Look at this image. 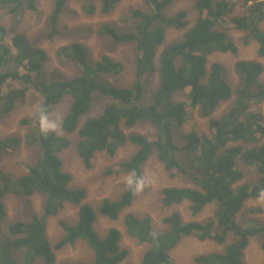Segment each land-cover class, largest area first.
<instances>
[{
	"label": "trees",
	"instance_id": "trees-1",
	"mask_svg": "<svg viewBox=\"0 0 264 264\" xmlns=\"http://www.w3.org/2000/svg\"><path fill=\"white\" fill-rule=\"evenodd\" d=\"M39 1L0 0V10L15 15L26 10L36 12ZM103 1V13H109L119 2ZM143 1L151 11H132L138 20L135 33L120 34L109 26L104 30L118 44H136L138 80L133 88L108 85L105 78L120 75L122 64L104 55L92 66L87 60V48L79 42L70 47L63 46L58 51L61 61L67 62L65 59H68L67 63L76 65L78 75L66 81L49 82L44 71L47 52L35 46L24 34H16L12 46L6 45L5 30L0 26V85L8 82L21 84L20 88L7 94L0 93V116L15 109L18 102L24 104L30 86L43 98L33 118L36 126L27 135V145L37 146L39 150L35 164L19 177L0 172V264H36L38 261L55 264L54 247L46 236L45 225L67 204L79 207L78 222L75 225L61 224L66 235L55 244L56 251L66 245L87 243L93 252L91 264H121L129 255L127 249L119 246L121 233L118 229H111L104 239L95 231L97 214L91 205L83 203L86 190L72 188V176L63 170V153L70 141L45 127L66 95H70L73 102L60 123V129L64 135L65 132L78 133L77 149L86 168H91L92 158L97 153L113 154L128 142L138 147L135 154L118 166L122 173L133 176L132 184L120 199L104 200L99 208L103 216L116 220L131 205L143 180V167L154 151L166 171L172 174L174 171L183 172L197 185L195 188H164L165 206L189 202L192 215L197 216L206 206L218 204L215 220L219 231L213 219L204 223H185L178 212L163 220L167 224L164 232L153 230L149 219L127 215L124 224L128 235L150 246L141 264H170V252L183 239L190 237L225 246L223 252L199 255L195 259L197 264H245L243 256L250 238L258 235L264 238V226L250 222L241 224L237 219L246 201L264 200V145L259 144L264 135L263 117L251 109L253 101L264 102V84L260 82L264 67L258 60L236 62L235 72L240 85L233 89L224 79L225 68L221 63L214 62L209 66V58L214 53L238 52L235 40L221 28L227 21L234 30L245 34L246 44L257 42L258 56L264 58V30L260 27L264 22V0H246V13L234 17H230L234 4L229 0H197L194 9L198 18L189 29L186 12L172 17L164 15V11L177 0ZM68 2L56 0L50 18V39L59 34L57 25ZM169 28L187 31L180 41L161 52L157 67L155 59ZM155 72H158L159 89L153 103L142 105L144 78ZM95 93L113 97L120 106L109 104L101 116L81 127V119L89 112ZM185 93L190 99V107L199 108L204 118H210V135L191 131L183 136L181 143L177 140L176 130L185 124L188 113L186 104L175 102L174 97ZM222 102H231V107L226 114L215 119L214 112ZM140 122H149L156 127L154 140L139 134L127 137L122 132V126L131 128ZM31 123L30 120L22 122L24 125ZM6 140L0 142V152L21 145L18 138ZM238 162L254 169L258 175L255 184L236 186L244 179V172L237 168ZM11 194L29 197L43 194L44 212L40 217L34 215L30 222L12 224L6 232V198ZM231 237L234 240L229 242ZM14 251L22 253L23 263L19 262Z\"/></svg>",
	"mask_w": 264,
	"mask_h": 264
},
{
	"label": "rangeland",
	"instance_id": "rangeland-1",
	"mask_svg": "<svg viewBox=\"0 0 264 264\" xmlns=\"http://www.w3.org/2000/svg\"><path fill=\"white\" fill-rule=\"evenodd\" d=\"M197 0H177L165 11L166 17H172L180 12H186V20L191 28L197 18L198 13L194 9ZM234 5L233 13L230 17L246 13V0H229ZM56 0H40L36 12L24 11L18 15L11 14L7 10H0V26L5 30L4 43L12 46V39L16 34L28 36L33 44L44 49L48 54V60L44 65V71L47 80L66 81L78 75L76 65L69 62H63L58 57V51L61 47H70L71 44L79 42L87 48L88 62L94 66L102 56L106 55L114 61L122 64L123 70L120 75L105 78L108 85L118 88H133L138 80V59L139 54L136 44L126 43L118 44L114 39L106 35L104 30L109 26L120 34L135 33L138 20L132 15L134 10L151 11L143 0H119L109 13H103V0H69L64 12L60 16L57 29L59 34L50 39L48 34L51 31L50 18L55 8ZM94 8L90 11L89 8ZM228 20V19H227ZM87 23V24H86ZM81 27V28H80ZM264 30V22L260 25ZM221 28L228 32L237 44L238 52L231 53H214L209 58V66L214 62L221 63L225 68L224 79L233 88L240 85L239 78L235 72V64L239 61L258 60L263 64L264 58H259V45L255 41L246 44L245 34L232 28L227 21L222 23ZM187 29L169 28L164 45L159 49L155 59L158 67L161 52L169 45L180 41ZM118 79V80H117ZM260 82L264 84V73L260 77ZM20 83L8 82L0 85V93L7 94L14 88H20ZM144 96L141 101L142 105L148 106L154 101V96L159 89L158 72L144 78ZM175 102H184L189 114L185 124L176 130L177 140L183 142V136L191 131L200 135H210L209 120L204 118L199 108L190 107V99L187 94H179L174 97ZM43 102L42 96L37 93L31 86L27 88L26 102L17 103L15 109L8 114L0 116V142L9 141L18 138L21 145L11 147L0 152V172L9 173L19 177L27 173L29 167L33 166L38 157V147L27 145V135L30 134L36 126L34 115L39 105ZM73 98L66 95L56 108V113L49 117L45 127L57 132L60 137H66L70 141L69 147L63 153V169L71 174V187L82 188L87 192V197L83 200L84 204L93 207L97 214L94 223V229L101 239H104L108 232L116 228L121 233L119 246L127 249L129 255L121 264H141L144 253L149 249L147 243H140L137 239L131 238L126 230L124 221L127 215H134L143 220L149 219L153 230L164 232L167 225L163 220L173 213H180L185 223L192 221L204 223L210 219L216 222L215 213L218 204L213 203L204 208L197 216H193L190 210L189 202H184L178 206L167 207L163 203L162 190L167 187H187L195 188L193 182L183 172L174 171V174L166 171L165 165L161 163L158 154L154 151L151 158L143 167V180L139 185L131 205L120 213L116 220L103 216L99 208L105 199L115 201L120 199L133 182V176L122 173L118 166L120 162L128 160L138 147L127 143L117 148L113 154L101 152L94 155L91 161V168H86L83 158L81 157L77 144L80 141L78 133L65 135L60 129V123L67 115ZM109 104L120 106L119 101L113 97L103 96L100 93L94 94L93 103L89 112L82 117L80 126L82 127L87 121L101 116L105 107ZM224 105V106H223ZM231 107V102H222L214 112L213 118L219 119L226 114ZM251 109L261 114L264 124V102L253 101ZM217 117V118H216ZM24 120L32 121L29 125H24ZM122 132L127 136L139 134L155 139L156 127L149 122H140L131 128L122 126ZM259 144L264 145V135L261 136ZM183 145V144H180ZM238 169L244 172V179L237 183L236 186L244 184H255L258 175L251 167H246L238 162ZM45 196L36 194L32 197L25 195H9L6 198L7 216L5 231L9 226L17 222H30L33 216L40 217L44 212ZM79 207L67 204L60 210L57 216L51 217L46 221V236L54 247L56 255L55 264H91L93 262V252L87 246V243L78 242L76 245H66L56 251L55 244L61 241L66 233L62 228V223L75 225L78 222ZM124 212V213H123ZM241 224L253 223L264 226V200L250 199L246 201L243 210L237 217ZM216 230L219 231L216 222ZM234 240L233 237L229 242ZM264 238L262 235L250 238L249 247L244 251L243 260L245 264H264ZM225 246L219 245L214 241H201L195 237L185 238L181 243L170 252V264H197L195 259L199 255H206L214 252H223ZM20 263L22 253L13 252ZM36 264H43L38 261Z\"/></svg>",
	"mask_w": 264,
	"mask_h": 264
},
{
	"label": "clouds",
	"instance_id": "clouds-1",
	"mask_svg": "<svg viewBox=\"0 0 264 264\" xmlns=\"http://www.w3.org/2000/svg\"><path fill=\"white\" fill-rule=\"evenodd\" d=\"M64 170V169H63ZM28 172V171H27ZM26 174V173H25ZM25 174H23V175H25ZM71 175V174H70ZM22 176V175H21ZM11 195H20V194H11ZM21 195H23V194H21ZM26 196V195H25ZM27 197H29V196H27ZM32 197V196H31Z\"/></svg>",
	"mask_w": 264,
	"mask_h": 264
},
{
	"label": "bare ground",
	"instance_id": "bare-ground-1",
	"mask_svg": "<svg viewBox=\"0 0 264 264\" xmlns=\"http://www.w3.org/2000/svg\"><path fill=\"white\" fill-rule=\"evenodd\" d=\"M87 24V23H86ZM81 28V27H80ZM118 80V79H117ZM224 106V105H223ZM189 115V114H188ZM217 118V117H216ZM67 139V138H66ZM59 146V145H58ZM124 213V212H123ZM167 225V224H166ZM1 236V235H0ZM5 237V236H4ZM2 240V239H1Z\"/></svg>",
	"mask_w": 264,
	"mask_h": 264
}]
</instances>
